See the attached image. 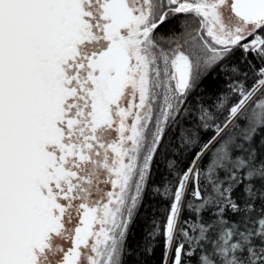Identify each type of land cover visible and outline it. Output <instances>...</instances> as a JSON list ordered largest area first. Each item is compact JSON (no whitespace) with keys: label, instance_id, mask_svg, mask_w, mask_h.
Wrapping results in <instances>:
<instances>
[{"label":"snow or ice","instance_id":"obj_1","mask_svg":"<svg viewBox=\"0 0 264 264\" xmlns=\"http://www.w3.org/2000/svg\"><path fill=\"white\" fill-rule=\"evenodd\" d=\"M0 264H264V0H0Z\"/></svg>","mask_w":264,"mask_h":264}]
</instances>
